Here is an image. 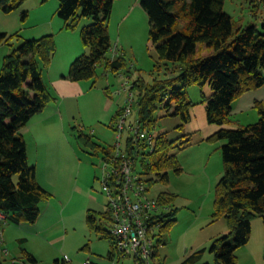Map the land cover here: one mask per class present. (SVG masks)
Returning a JSON list of instances; mask_svg holds the SVG:
<instances>
[{"label":"trees","instance_id":"16d2710c","mask_svg":"<svg viewBox=\"0 0 264 264\" xmlns=\"http://www.w3.org/2000/svg\"><path fill=\"white\" fill-rule=\"evenodd\" d=\"M18 1L0 0V7L8 5L11 9ZM58 1V14L67 30H75L81 17L93 18V23L81 29L86 53L72 62L67 79L73 82L93 79L95 68L101 63L112 73L124 68L122 56L106 58L111 48L107 22L115 0ZM224 2L142 0L141 5L149 17V38L155 45L153 70H166L170 76L154 79L148 85L138 79L131 84V89L138 97L135 117L140 123L154 124L156 104L167 99L164 108L166 111L173 108L171 116L179 117L180 129L190 120L189 109L194 106L187 98L186 89L210 87L212 94L203 100L206 119L219 128L205 141H225L221 146L223 173L214 188L211 218L212 222L224 219L228 233L214 238L208 252L213 255L214 264H237L235 252L249 240L251 219L258 216L264 225V103L254 104L259 116L254 124L237 125L231 120L230 111L237 98L264 84V23L260 28L254 24L233 28L230 15L223 9ZM253 2L257 3L256 9L258 4H264V0ZM12 37L0 33V45H11ZM55 50L52 35L23 41L15 52L3 58L0 70V213L4 215V222L12 225L35 223L39 203L50 196L36 182L35 169L27 162L25 141L19 130L55 98L42 80L43 69L49 67ZM118 113L119 110L111 120L112 129ZM232 125L235 127L231 128ZM78 139L94 153L97 150L93 149L99 148L81 132ZM154 141L153 152L143 159L138 158L137 162L143 174H155L154 180L150 178L147 182L158 179L167 183V171H182L176 153L171 150L183 148L190 143V137L184 135L169 140L160 133ZM100 150L105 156L111 153V148ZM156 199L168 211L157 217L160 227L155 257L157 247L164 244L163 235L174 223L177 213L172 207L174 195L163 193ZM100 217L106 219L107 214L104 212ZM95 222L94 213L88 212L86 224L89 229L113 247L108 230ZM205 251L200 249L191 253L180 264H198ZM23 254L25 259H16L19 264L36 263L28 253L23 251ZM2 263H6L3 258ZM54 264H64V261L56 260Z\"/></svg>","mask_w":264,"mask_h":264},{"label":"rangeland","instance_id":"374dc122","mask_svg":"<svg viewBox=\"0 0 264 264\" xmlns=\"http://www.w3.org/2000/svg\"><path fill=\"white\" fill-rule=\"evenodd\" d=\"M114 2L107 22L111 48L106 58L122 56L125 67L117 73H112L106 71L102 63L97 65L96 77L83 80L86 91L77 100L74 114L66 124L71 148L66 150L64 157L67 163L73 160L75 175L73 174L71 184L76 185L79 190L66 184L59 185L55 191L47 190L50 196L46 201L39 203L37 220L32 224L23 223L25 228L13 226L8 221H0V241L8 250L9 255L5 257L8 262L12 257L23 258L21 248L27 250L26 242L17 239L20 237L29 240L28 246L34 250L40 264H53V260H61L68 246L71 248L68 251L69 255H86L94 262L100 261L98 264H135L133 259L128 258V254L122 257L111 250L113 257L108 255L107 250L108 252L110 250L108 241L90 230L86 224V206L93 196L96 200L93 206L103 212L107 210L106 198L100 184L105 154L100 149L111 148L112 152L117 141L116 133L110 126L112 117L124 101L122 95L116 94L121 84L124 81L132 84L140 79L142 83L148 85L154 79L163 80L170 75L166 70L159 72L153 70L156 61L155 45L149 38V17L141 5L142 0ZM255 5L257 3L253 0H225L223 9L230 15L233 28L248 24L260 28L264 23V4H258V9ZM58 9V0H20L11 9H8V5L0 7V33L13 36L11 45H0V70L3 58L15 52L23 41L38 39L45 35H52L56 40L52 63L60 59L59 63L62 65H71L74 60L86 53L81 41V29L93 23V18L81 17L75 30H67L64 28V21L59 17ZM80 12L81 10L78 14ZM167 66L172 69L170 63H167ZM47 69H43L42 74H45ZM55 71H59V68ZM185 92L194 106L189 109L190 120L180 129L179 117L171 116L173 108L169 111L164 108L167 99L156 104L154 124H145V128L153 134L154 139L160 133L165 134L169 140L184 135L190 137V143L183 148L171 150V153H176L182 171L180 173L167 171V183L158 179L153 181L155 174L149 175L153 182H146L149 195L154 198L163 193L174 195L172 207L177 209L175 221L163 235L164 244L157 247V256L152 264H180L187 256L200 249L206 251L198 264H214L213 255L208 252L210 243L214 238L228 233L224 219L212 222L211 218L214 188L223 173L221 146L225 144L224 140L213 143L205 141L209 134L215 132L210 133L212 128L215 130L219 128L217 125L209 124L206 119V103L203 100L210 97L212 91L205 85L202 88L191 86ZM248 117L247 115L244 120L246 124L250 122L247 121ZM257 121L258 119L250 124ZM233 127L235 126L232 125L231 128ZM79 131L100 149H93L97 151L92 152V149L78 139ZM125 136L126 133L123 134L122 143ZM137 169L141 170L139 166ZM94 175L97 180L93 179ZM94 215L95 224L109 230L108 220L105 221L99 214ZM250 227L248 242L235 252L237 264H264L262 219L258 216L253 217ZM36 231H42L39 234L42 238L30 237L29 234L34 235ZM64 233L65 242L56 241L53 247L46 243L47 240H53ZM74 237L91 252L84 249L86 246L77 251V247L71 245ZM66 246L67 249L63 251L62 247Z\"/></svg>","mask_w":264,"mask_h":264},{"label":"built area","instance_id":"2783aa9c","mask_svg":"<svg viewBox=\"0 0 264 264\" xmlns=\"http://www.w3.org/2000/svg\"><path fill=\"white\" fill-rule=\"evenodd\" d=\"M131 86L124 81L116 92L124 97V101L113 125L117 141L112 152L102 160L100 184L106 198L108 232L115 251L122 257L128 254L135 264H152L159 240L157 217L167 212L168 208L149 195L146 182L151 174H143L137 162L138 158L143 159L153 152L155 141L153 134L145 128L146 123H140L135 117L138 97ZM124 133L126 136L122 143ZM145 163L148 165V160ZM138 166L141 170L137 169ZM0 221H4L1 213ZM8 255V250L2 247L0 241V264H3L2 258L4 260ZM63 261L64 264H71L67 256L63 257ZM5 264L19 263L10 260ZM83 264L91 262L86 259Z\"/></svg>","mask_w":264,"mask_h":264},{"label":"crops","instance_id":"0c3cea01","mask_svg":"<svg viewBox=\"0 0 264 264\" xmlns=\"http://www.w3.org/2000/svg\"><path fill=\"white\" fill-rule=\"evenodd\" d=\"M114 4L115 2L112 5L113 7ZM59 61L60 59L56 62H51L52 65H49L47 69L48 71H46L45 74H42V80L44 84L50 89L51 93H53V96L55 97L54 100L50 102L48 106H46L41 112L32 116L26 123V125L19 130V134L24 138L25 141L27 162L35 169V179L37 184L47 193H49L47 190L55 191L59 185L62 186L66 184L67 186H72L71 183L73 181L74 163L73 160H71L70 163H67V161L65 160L66 158L64 157L66 150L68 148H71V145L68 141L66 124L69 121L70 117L74 114V110L76 109L78 104L77 100L81 98L86 91L83 81L73 82L67 79V71L70 64L62 65L61 63H59ZM56 68H59V71H55ZM262 73L264 77V67L262 69ZM255 102L264 103V84L258 89L244 93L232 103L230 111L231 120L236 121L242 126L249 125L250 123L255 122L259 117L256 110L254 109ZM247 115L249 116L247 118V121H250L248 122L249 124H246V122H244ZM110 127L112 128V124ZM214 131H216L215 128H212L210 130V133ZM93 179L97 180L95 175L93 176ZM72 187L74 189L77 186L74 185ZM76 189L79 190L78 187ZM93 204H96V200L93 196H91L90 201L86 206L87 214L88 212H93L99 215L104 213L98 208H95ZM13 226L25 228L23 227L25 226L23 224ZM8 229L9 227L6 228V230ZM41 232L42 231L34 232V235L36 236L32 234L29 235L30 237L42 238L39 235ZM65 233L56 236L55 238H53V240H47L46 243L49 246L53 247L56 241H61L62 243L65 242ZM17 239L20 240V242L25 241L27 244V250L25 248H21L23 259H25V255L23 254V251H25L34 259L36 263H29L27 261L24 262L26 264H40L39 259L35 256L34 250L28 246L29 240L27 238L20 237H17ZM72 239L73 242L71 245L76 246L77 251L86 246H83V244H81V242L78 241L76 237ZM108 243L110 245V250L109 252L107 250V253L110 257H113L110 252L111 250L113 252L114 249L109 241ZM65 249H67V246L66 248L62 247L63 251ZM69 249L71 248L68 246V249L65 251V253L63 252V257L67 256L68 261L71 264H83L86 259H89L91 264L100 263V261L94 262L91 257L86 255H69ZM84 249L87 250V252H91V250L87 246ZM16 259L22 260V257H12L10 260L17 261ZM62 259L53 260V264L56 260L62 261ZM5 262L8 263V261L6 260Z\"/></svg>","mask_w":264,"mask_h":264},{"label":"clouds","instance_id":"9594fccd","mask_svg":"<svg viewBox=\"0 0 264 264\" xmlns=\"http://www.w3.org/2000/svg\"><path fill=\"white\" fill-rule=\"evenodd\" d=\"M106 213V212H105ZM107 219V218H106Z\"/></svg>","mask_w":264,"mask_h":264}]
</instances>
